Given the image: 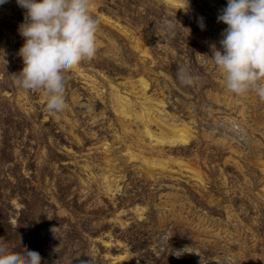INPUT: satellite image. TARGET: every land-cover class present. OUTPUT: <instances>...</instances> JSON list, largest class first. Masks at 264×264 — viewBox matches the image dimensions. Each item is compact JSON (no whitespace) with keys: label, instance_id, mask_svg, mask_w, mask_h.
Segmentation results:
<instances>
[{"label":"rangeland","instance_id":"374dc122","mask_svg":"<svg viewBox=\"0 0 264 264\" xmlns=\"http://www.w3.org/2000/svg\"><path fill=\"white\" fill-rule=\"evenodd\" d=\"M226 3L91 0L97 52L66 73L57 114L14 82L26 10L0 5V241L10 252L26 247L41 264H264V101L227 90L208 57Z\"/></svg>","mask_w":264,"mask_h":264},{"label":"clouds","instance_id":"9594fccd","mask_svg":"<svg viewBox=\"0 0 264 264\" xmlns=\"http://www.w3.org/2000/svg\"><path fill=\"white\" fill-rule=\"evenodd\" d=\"M7 0H0V5ZM25 9L18 32L24 43L18 50L23 68L14 75L22 89L48 99L47 112L57 114L66 107V73L97 52L99 19L90 11L91 0H16ZM188 0H186V5ZM227 27L220 48L210 45L213 64L223 75L224 86L236 95L254 91L264 101V0H227L217 15ZM171 32L175 25L166 20ZM198 27L205 25L198 19ZM176 79L192 85L194 77L177 67ZM0 264H41V256L26 247L13 254L0 241Z\"/></svg>","mask_w":264,"mask_h":264},{"label":"bare ground","instance_id":"6f19581e","mask_svg":"<svg viewBox=\"0 0 264 264\" xmlns=\"http://www.w3.org/2000/svg\"><path fill=\"white\" fill-rule=\"evenodd\" d=\"M146 133L150 136V137H152V135H151V133L148 131V130H146ZM180 139V138H179ZM181 141H183V139H180Z\"/></svg>","mask_w":264,"mask_h":264}]
</instances>
